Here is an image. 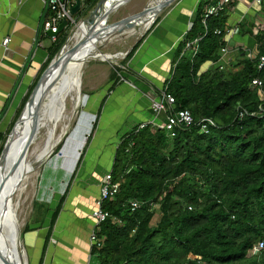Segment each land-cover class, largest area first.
<instances>
[{
	"label": "trees",
	"instance_id": "16d2710c",
	"mask_svg": "<svg viewBox=\"0 0 264 264\" xmlns=\"http://www.w3.org/2000/svg\"><path fill=\"white\" fill-rule=\"evenodd\" d=\"M96 1L84 0L81 8ZM218 1L198 0L188 29L174 46L164 83L174 109H189L195 123L176 129L174 136L152 124L122 135L110 170L119 189L102 202L106 217L95 229L97 243L89 251L94 264H264V247L251 252L264 242V98L252 84L258 78L264 89V63L258 67L260 57L264 60V0L258 6L263 21L253 23L254 32L242 22L237 25L239 37L254 39L256 55L250 57L251 48L240 44L227 63L221 49L228 47L225 28L236 2L204 17ZM66 29L52 40L39 74L7 129L0 131V152L41 72L65 42ZM196 38L193 52L186 44ZM136 46L122 59L124 68ZM120 69L115 67L111 80ZM238 108L247 114L239 117ZM203 117L217 124L201 131L197 121ZM68 186L46 206L50 225ZM131 201L138 207L132 210ZM28 229L26 225L21 235Z\"/></svg>",
	"mask_w": 264,
	"mask_h": 264
},
{
	"label": "crops",
	"instance_id": "0c3cea01",
	"mask_svg": "<svg viewBox=\"0 0 264 264\" xmlns=\"http://www.w3.org/2000/svg\"><path fill=\"white\" fill-rule=\"evenodd\" d=\"M197 2L175 0L165 8L154 24L127 47L126 52L137 44L126 62V68L121 64L124 56L118 63L119 57L112 60L93 58L86 62L82 72L83 111L93 116L92 127L94 123L96 126L78 166L80 153L73 165L67 179L68 190L52 225L48 219L45 220L46 213L39 221L26 224L29 229L23 233V243L29 253V264H76L78 261V264H86V260L74 256L70 249L76 245L70 229L76 225L82 230L83 250L89 253V234L94 224L90 212L99 196V183L111 170L114 152L122 135L142 121L162 120V117H155L151 110V99L170 76L174 46L189 27ZM235 2L229 12V27L234 29L242 22L247 30L254 32L253 23L263 21V17L261 21L257 18L258 6L251 4V0ZM49 13L48 5L42 0H0V131H5L9 126L15 108L48 57L47 48L53 39L50 37V42L46 43L47 34L40 31L35 35V32ZM6 36L10 40L4 48L1 41ZM233 38L234 45L231 47L229 43ZM240 44L246 48L255 47L252 36L233 34L222 57L225 63L234 58V48ZM115 67L121 69L117 78L111 80L110 75ZM87 137L83 136L86 138L84 141L80 137V141H83L80 151ZM66 187L63 191L54 188L55 191L50 197L45 196L44 201H50L55 194L64 193ZM68 203L70 208H67ZM43 219L45 222L40 223ZM47 235L49 239L45 244Z\"/></svg>",
	"mask_w": 264,
	"mask_h": 264
},
{
	"label": "bare ground",
	"instance_id": "6f19581e",
	"mask_svg": "<svg viewBox=\"0 0 264 264\" xmlns=\"http://www.w3.org/2000/svg\"><path fill=\"white\" fill-rule=\"evenodd\" d=\"M117 1L119 0H106L96 13L91 14V20H81L76 25L65 46L40 80L23 111L21 121L15 127L9 153L0 163V264H28L26 250L19 235L21 224L18 221L17 209L22 203L21 198L30 177L39 175L40 187H43L41 181L44 180V186H47L54 180L55 190L63 191L68 184L67 179L73 165L82 151L79 148L86 139L83 136H88L94 119L92 115L79 109V106L84 104L81 79L85 63L95 57L94 55L101 58L109 56L111 60L122 57L123 52L103 53L98 47L107 41L111 42L112 39H119L123 34H135L137 31L143 33L156 16L157 8L164 2L148 0L149 7L145 12V19L137 20L138 26L120 33L115 26L107 25L110 13L128 2L112 9ZM106 10H109L108 17L99 18ZM101 19V23L91 27L93 21ZM101 29L103 33L100 35ZM82 117L87 120L84 121ZM77 118L80 119V126L76 124ZM78 126L81 127V132L76 135L82 136L83 141L74 142L73 134H68L73 127L78 129ZM65 136L67 140L64 146L52 156V152ZM29 139V147L18 163L20 150ZM45 168L56 170L55 177L53 173L45 175Z\"/></svg>",
	"mask_w": 264,
	"mask_h": 264
},
{
	"label": "built area",
	"instance_id": "2783aa9c",
	"mask_svg": "<svg viewBox=\"0 0 264 264\" xmlns=\"http://www.w3.org/2000/svg\"><path fill=\"white\" fill-rule=\"evenodd\" d=\"M45 4L48 5L50 13L42 20L40 29H36L35 35L38 32L42 31L45 33L46 30L51 29L53 32H56L58 29V24L66 19L68 21L67 27L70 25L72 26L76 20L71 13V7L74 5L75 0H42ZM233 0H219L215 4L210 5L204 17H207L212 14H216L222 7ZM262 0H251V4L254 6H259ZM65 27V28H67ZM226 37H231L233 34L238 32V27L232 29V27L227 26L225 28ZM219 33V30H217ZM54 39V37H52ZM10 38L8 36L2 38V45L6 48L7 43L9 42ZM196 41L197 38L194 39L192 42H188L186 44V48L190 49L191 51H196ZM227 51V47H223L221 49V58L223 54ZM248 55L250 57H254L256 55L255 47L249 50ZM125 56V53H124ZM264 63L263 57H260L258 67L260 68ZM252 84L260 87L259 95L260 98H264V89L261 88V81L258 78H254L252 80ZM174 98L173 96L166 91V87H162L159 92L152 97L150 107L151 110L154 112L155 117H162L160 122L154 120L149 121H142L137 124L135 127V131L145 127L147 124H152L154 126H158L160 128H164L170 136H174L176 129H181L188 127L195 123V120L190 112L189 109H177L175 110L173 107ZM238 116L242 117L247 112L244 109L238 108ZM197 123L200 126V130L207 132L208 126H215L217 122L211 117H203L200 118ZM119 186L117 183L112 182L111 171L107 172L101 179L99 183V196L94 201V206L90 212L91 217L94 220L93 228L89 234V242L90 245L97 243V236L95 229L98 227V224L103 221L106 217V212L102 209V202L103 200L112 197L118 191ZM137 201H131V209L138 207ZM264 247V242L260 241L252 250L251 252L255 253L259 249Z\"/></svg>",
	"mask_w": 264,
	"mask_h": 264
},
{
	"label": "rangeland",
	"instance_id": "374dc122",
	"mask_svg": "<svg viewBox=\"0 0 264 264\" xmlns=\"http://www.w3.org/2000/svg\"><path fill=\"white\" fill-rule=\"evenodd\" d=\"M147 2H148V0H129L126 4L118 7V9H116L117 11L115 10L112 13H110L109 18L107 19V23L114 22V21L119 20L120 18L125 17L129 14L140 11L145 6V4ZM93 6L90 7V6L86 5V6H84V8H80L79 14L78 13L74 14L75 15L74 18H75L76 22L72 26L70 25L69 27H67V29H66L67 30V36L71 35V33L75 29L76 25L89 13V11L93 8ZM164 11H165V9L163 11H161L157 15V17L160 14H162ZM155 15H156V12H155ZM261 17H263V15H261V14L257 15V18L259 21H261V19H260ZM143 32H145V31H143ZM140 34H142V32H138V31L135 34H123L117 40L112 39L111 42L107 41L103 45H100L98 47V50L100 52H103V53H105V52L115 53L117 51L125 53L127 47L130 45V43L132 41H135L138 37H140ZM236 35H237V33L234 34V36H236ZM229 39H231V37H228L227 41H229ZM50 40H51L50 37L47 36L46 43L50 42ZM233 41H234V38L229 43L231 47L234 45ZM122 57H119V59L116 61V63H118ZM89 60H91V59H89ZM86 64L87 63H85L83 70H84ZM83 70H82V72H83ZM81 81H82V79H81ZM83 91L84 90H83V84H82V86H81L82 95H83ZM69 104L70 103L68 102V108L70 110ZM79 109L82 111L84 109V104L80 105ZM78 118L76 120V124H79V126H80L81 123H80V119H78ZM85 118L86 117H82V119L84 121L87 120ZM74 126H76V125H74ZM79 126H78V129H75V127H73V130L68 134V135L73 134V139H75L74 142H78L81 140V138H79L80 136L76 135L77 132H79V133L81 132V127H79ZM63 139L56 146L55 150L52 152V154H51L52 156L56 155L61 150V148L64 146L65 141L67 140V137L65 136ZM71 163H73V162H71ZM43 172L45 175L52 174V173L55 174L56 170L52 171V169H50V168H45V170ZM38 178H40L39 175L37 177H34V178L30 177V180L27 183V188L23 192V195L21 198L22 203L19 206V208L17 209L18 221L21 224V226H20V237H21L22 243H23V234L21 235V233H22L25 225L27 223L29 224L30 222H33V221H39V218L44 216V214L46 213V206L51 204V201L53 200V197H52V199L50 201H46V200L44 201V197L45 196L50 197L51 193L53 191H55L54 190V180L51 181V183H49V185H47V186H44L45 183L43 182L44 181L43 180L40 183V184H43V187H40L38 184L39 183ZM37 190H38V197L36 198ZM55 193H57V192H55ZM58 194L60 196L63 195V193H58ZM56 199L57 198L55 197L54 200H56ZM56 202H57V200H56ZM53 207H55V204ZM70 207H71L70 203H68L67 208H70ZM42 222H43V220L40 221V223H42ZM70 232L73 235L72 239L74 240V242H76V245H74V247L70 248L75 253L74 256H76V257L79 256L80 258H82V260H86L85 261L86 264H90V263L93 264L94 259H95L94 256L90 255V253L84 252V250H83L82 230H80L76 225H73L70 229ZM23 246H24V243H23ZM24 248L26 249L25 246H24ZM26 254H27V263L29 264V253L27 252V250H26ZM78 263H79V261L76 264H78Z\"/></svg>",
	"mask_w": 264,
	"mask_h": 264
},
{
	"label": "water",
	"instance_id": "95a60500",
	"mask_svg": "<svg viewBox=\"0 0 264 264\" xmlns=\"http://www.w3.org/2000/svg\"><path fill=\"white\" fill-rule=\"evenodd\" d=\"M106 0H97L96 3L94 4L93 8L89 11V13L82 19V20H86V21H89L91 20V14L92 13H96L99 9V7L102 5V3H105ZM129 0H119L117 1L113 8H117L118 6L122 5L124 2H127ZM175 0H164V2L157 8V12H156V16L153 18V21L151 22V24L149 25V27L146 29L148 30L152 23L154 22V20L156 19L157 15L162 11L164 10L166 7H168L169 5H171ZM84 2V0H75V3L74 5L71 7V13L72 14H76L78 12V10H80L81 6H82V3ZM148 7H149V4L146 3L145 6L138 12H135V13H132V14H129L125 17H122L120 18L119 20H116L114 22H111V23H108L107 25L109 26H115L117 29H118V32L122 33L123 31H125L126 29H132L134 28L135 26H138L137 24V20L139 19H145V12L148 10ZM111 9V10H112ZM110 10V11H111ZM109 15V10H106L102 15L99 16L100 17H103V18H107ZM102 22V19L101 20H96V21H93L91 23V27H94L95 25H97L98 23H101ZM68 25V21L66 19L62 20L59 24H58V29L56 32H53L51 29H48L45 31V33L47 34L48 37H55L57 35L58 32L62 31L65 29V27H67ZM188 29V28H187ZM146 30H144L146 32ZM101 33H103V29H101L99 31V34L101 35ZM144 33V32H143ZM143 33L141 35H143ZM68 38L69 36H67V38L65 39V42L63 43V45L61 46V48L59 49V51L53 56V58L50 60V62L48 63V65L44 68V70L41 72L36 84L34 85V87L32 88L29 96H28V99L26 100L23 108L21 109L20 113L18 114L12 128L10 129L8 135H7V138L3 144V147H2V150L0 152V163L7 157L8 153H9V149H10V146H11V143H12V137H13V134H14V130H15V127L16 125L21 121L22 117H23V111L25 109V107L27 106V104L30 102L40 80L42 79V77L47 73L50 65L53 63L55 57L60 53V51L62 50V48L65 46L66 42L68 41ZM127 52H125V55H126ZM95 57L93 58H99L101 60H105V59H109L108 57L109 56H105L103 58L101 57H97V55H94ZM31 142V139L29 140H26V142L23 144L21 150H20V156H19V159L17 160L18 163H19V160L21 159V156L23 154H25V152L27 151L28 147H29V144ZM81 153V152H80ZM20 235V233H19Z\"/></svg>",
	"mask_w": 264,
	"mask_h": 264
}]
</instances>
